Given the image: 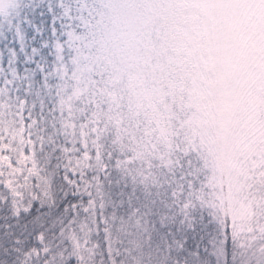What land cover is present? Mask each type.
<instances>
[{
  "label": "rangeland",
  "instance_id": "1",
  "mask_svg": "<svg viewBox=\"0 0 264 264\" xmlns=\"http://www.w3.org/2000/svg\"><path fill=\"white\" fill-rule=\"evenodd\" d=\"M94 3L84 26L69 0H0V144L14 157L34 147L38 165L23 199L1 203L17 217L39 195L47 209L51 171L65 168L78 194L59 231L15 242L13 264H103L99 232L110 264H205L196 229L168 226L176 210L220 234L229 215L232 264H264L251 223L264 220V0ZM99 77V111L87 114ZM111 107L123 116L102 126ZM107 136L120 186L94 189L105 164L96 139ZM219 242L209 240L211 264H225Z\"/></svg>",
  "mask_w": 264,
  "mask_h": 264
},
{
  "label": "trees",
  "instance_id": "2",
  "mask_svg": "<svg viewBox=\"0 0 264 264\" xmlns=\"http://www.w3.org/2000/svg\"><path fill=\"white\" fill-rule=\"evenodd\" d=\"M69 3L72 7L73 12L75 15H78L80 19V24L86 25L85 21H87L88 11H92V8H95L96 4L94 3V0H69ZM38 1H33L31 3V6L29 5L30 11H34V8L36 9ZM38 10V9H36ZM39 11H36L33 13L34 21L32 24L35 26L37 25L40 30H43L47 27V20L46 15L40 11V15H38ZM96 81L94 82L95 86H90L89 90V101L88 105L86 107V113H95V111L98 110V105L100 102L98 101V95L99 93L96 91V88L98 86L99 82L100 84L104 82L103 77L95 78ZM105 96V98H104ZM101 96V99H109L110 97L106 95ZM109 97V98H108ZM101 101V100H100ZM108 111L104 114V116L100 119V124L105 127H110L111 125H117L119 122L114 116H123L122 111L120 112L121 108L118 107H111L107 109ZM167 118H173L172 115L168 114ZM157 119V117L151 116L150 117V123H153ZM166 118L163 119L165 121ZM97 120L92 119L93 126L95 125ZM165 124V123H164ZM169 126V124H165ZM153 126V124L151 125ZM170 129V126L168 127V130ZM174 129V128H173ZM111 134V133H110ZM146 136L150 139L155 137V132H147ZM111 138L110 136H107L106 138H99L96 139L95 149L98 152H101L102 150H105L102 154L104 159V170H101V168L98 169L97 175H92L93 177V188L95 187L99 188L102 185L105 186V188L108 187H119L120 186V176H121V169L119 168V165L117 164V155L119 154L117 152L116 147H112L111 144ZM48 169L50 167H47ZM52 175L49 176V188H50V206L45 209L43 214L39 215H20L17 217H12L10 212H8L7 208L4 206L3 203L0 202V264H13L15 258L12 253L10 254L12 248L14 247L15 242H22L24 244H27L31 242L34 237L37 234H43L44 236H49V234H53L54 232L62 227L63 222L67 220V213L65 211L64 207V194L68 193V203L71 204L73 200L72 193L68 189V186L63 182L61 179L62 174L55 173L54 171H51ZM257 182V181H255ZM255 182H252L251 189H254L257 185ZM250 189V190H251ZM92 192V189H91ZM193 212V211H191ZM174 215H177L176 218H171L169 221L168 226L172 229H175V227L178 226V228L183 231H188L191 228L196 229V232L199 234L198 236L201 238V242L203 241L204 247H201L199 252L202 254V259L207 258L206 260H209L205 264H208L210 262H214L210 260L209 255H211L212 252H214L213 248L211 249V243H209V240L211 239L212 235L217 236L218 239H220L219 245L221 246L220 249L224 251L225 253V241H227V250L229 253V256L232 255L234 251V244L230 240L229 236V215H225L224 218V224H225V232H222L221 234L217 230L215 222L212 223L210 220L208 222L199 221L196 222L195 217L192 216V214H185L180 213L179 210L174 211ZM257 215V214H256ZM261 220V216H258ZM258 217H253L255 221H251L252 226L255 228H252V232L261 233V236H264V220L262 222H256ZM259 219V220H260ZM191 236H188L186 238V242L189 243L191 240ZM258 240V239H257ZM98 242H99V251L104 258L103 264H110L107 260L106 256V243L104 240L103 233H98ZM206 245V247H205ZM210 247V248H209ZM230 264H232L231 257H228ZM15 264V263H14ZM71 264V263H69Z\"/></svg>",
  "mask_w": 264,
  "mask_h": 264
},
{
  "label": "snow or ice",
  "instance_id": "3",
  "mask_svg": "<svg viewBox=\"0 0 264 264\" xmlns=\"http://www.w3.org/2000/svg\"><path fill=\"white\" fill-rule=\"evenodd\" d=\"M2 139L0 138V140ZM32 143V141H29V144ZM17 151L18 155L14 157L12 155L13 149L5 144H0V192H7L9 194L7 199L0 202H11L14 206L17 200L23 199L22 189L35 178V172L33 170L38 166L34 147L27 148L26 146V149H19ZM68 163L69 167H71V161ZM63 172L64 174L61 179L66 185L71 186L75 183L74 180L70 181L69 179L68 168H65ZM72 174L75 176L76 172L73 171ZM36 187H39V184ZM72 196V206L74 207L78 197L75 189H73ZM64 207H69L68 193L64 194ZM44 211L45 206L40 204V197L37 195L36 199L32 200L30 206L23 208L22 213L20 211L17 212V216L20 214L39 215L43 214ZM197 254L199 255V253ZM228 257L227 241H225V264H230Z\"/></svg>",
  "mask_w": 264,
  "mask_h": 264
},
{
  "label": "clouds",
  "instance_id": "4",
  "mask_svg": "<svg viewBox=\"0 0 264 264\" xmlns=\"http://www.w3.org/2000/svg\"><path fill=\"white\" fill-rule=\"evenodd\" d=\"M93 38L96 39L97 37L94 35ZM188 134H189V133H187V130H185L184 132H182V134H181V136H182V142H183V137H184L185 135H188Z\"/></svg>",
  "mask_w": 264,
  "mask_h": 264
}]
</instances>
